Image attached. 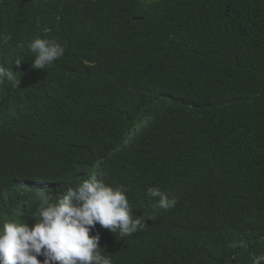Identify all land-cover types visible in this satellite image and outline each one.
<instances>
[{"label": "trees", "instance_id": "obj_1", "mask_svg": "<svg viewBox=\"0 0 264 264\" xmlns=\"http://www.w3.org/2000/svg\"><path fill=\"white\" fill-rule=\"evenodd\" d=\"M6 35L0 65L20 73L0 84V225L95 177L147 224L90 231L112 264L264 254V0H0ZM37 37L65 49L44 70ZM150 187L175 207L154 210Z\"/></svg>", "mask_w": 264, "mask_h": 264}, {"label": "clouds", "instance_id": "obj_2", "mask_svg": "<svg viewBox=\"0 0 264 264\" xmlns=\"http://www.w3.org/2000/svg\"><path fill=\"white\" fill-rule=\"evenodd\" d=\"M10 35L0 38L7 43ZM34 54L31 68L44 70L64 55V47L55 39L35 38L28 44ZM21 61H16L19 67ZM17 73L0 65V84L11 82L17 87ZM156 202L154 210H168L177 201L157 187L147 190ZM33 223L5 220L0 225V264H112L99 246L100 235H90L97 224L120 237L142 230L145 220L134 218L126 189L113 187L103 179H85L62 190L56 197L41 190ZM147 218L151 219V215ZM241 248H246L240 242ZM43 257L41 261L38 257ZM264 254L253 256L252 264H261Z\"/></svg>", "mask_w": 264, "mask_h": 264}, {"label": "rangeland", "instance_id": "obj_3", "mask_svg": "<svg viewBox=\"0 0 264 264\" xmlns=\"http://www.w3.org/2000/svg\"><path fill=\"white\" fill-rule=\"evenodd\" d=\"M125 144H127V140L125 141ZM119 150H121V148H120V149H118V151H119ZM118 151H117V152H118Z\"/></svg>", "mask_w": 264, "mask_h": 264}, {"label": "water", "instance_id": "obj_4", "mask_svg": "<svg viewBox=\"0 0 264 264\" xmlns=\"http://www.w3.org/2000/svg\"><path fill=\"white\" fill-rule=\"evenodd\" d=\"M136 20H142V19H136Z\"/></svg>", "mask_w": 264, "mask_h": 264}]
</instances>
